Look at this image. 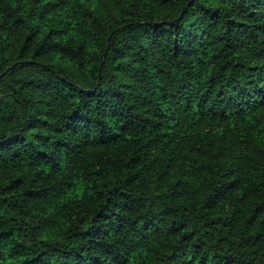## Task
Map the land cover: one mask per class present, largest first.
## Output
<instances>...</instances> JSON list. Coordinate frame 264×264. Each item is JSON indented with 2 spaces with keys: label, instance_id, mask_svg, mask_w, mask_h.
Instances as JSON below:
<instances>
[{
  "label": "trees",
  "instance_id": "16d2710c",
  "mask_svg": "<svg viewBox=\"0 0 264 264\" xmlns=\"http://www.w3.org/2000/svg\"><path fill=\"white\" fill-rule=\"evenodd\" d=\"M0 264H264V0H0Z\"/></svg>",
  "mask_w": 264,
  "mask_h": 264
}]
</instances>
